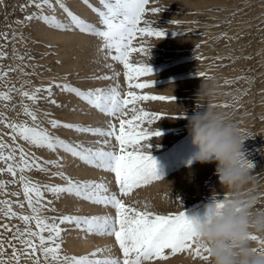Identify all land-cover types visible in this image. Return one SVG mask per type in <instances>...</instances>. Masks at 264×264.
Instances as JSON below:
<instances>
[{"label": "snow or ice", "instance_id": "6c2138e0", "mask_svg": "<svg viewBox=\"0 0 264 264\" xmlns=\"http://www.w3.org/2000/svg\"><path fill=\"white\" fill-rule=\"evenodd\" d=\"M84 3L88 4L89 0H84ZM101 3L103 9L94 8L93 10L99 14L103 28L87 22L72 12L64 0H55V2L54 0H29V5H34L38 11L26 16L25 19L29 22L34 19L43 21L54 29H78L82 33L102 38L104 41L102 49L107 50L108 56L113 61L120 62L125 69L124 76L128 87L126 93H121L118 84L108 88L82 90L69 83L60 84L53 81L47 86L36 87L31 92L16 89L12 85L8 92H0V101L10 102L12 91H16L22 97L32 101L33 104H37L43 98L59 107L61 105L51 99L53 87L73 93L101 113L118 120V125L109 121L107 128H100L49 119L51 127L55 129L63 126L79 133L114 137L118 142V150L104 147L110 144V140H104L101 147L93 148L86 147L83 143L74 144L53 135L39 123L36 111L28 104L23 105L22 111L30 118L31 123L27 120L9 121L3 113H0V123H4L11 129V138L14 142L20 138L30 145L46 148L53 152L62 149L88 165L114 173L115 180L119 185V193L127 196L134 189L163 179L158 173L154 157L148 151L151 147V138L159 136L161 133L158 129L151 130L146 125L153 124L164 114L147 111L140 105L144 101H173L175 97L137 91L154 85V80L142 79L151 75L153 69L148 63L131 61L132 53L150 54V49L145 46L143 40L138 47L134 46V41L138 38H161L164 36V30L157 29L153 26L154 22L145 19L147 13L156 14L163 9L160 7L149 8L150 0H101ZM56 6L66 14L67 22L58 19L55 14L48 15L43 11L47 7L54 12ZM21 7L23 10L25 6ZM17 23L22 22L17 21ZM172 23L178 24L180 21L173 20ZM0 36L5 40L8 39L7 33L0 34ZM2 49L3 45H0V60L7 57V53ZM18 58L24 59L23 56ZM107 67H112V65H107ZM16 70L9 67L7 71H4L3 65H0V80L7 77L8 72ZM115 75L119 76L120 73ZM198 75L204 78L207 73L201 72ZM96 78L111 79L112 77L104 75ZM225 83H229V81L226 80ZM40 93H47V95L41 97ZM221 106L229 107L228 104ZM13 107L15 106L13 105ZM45 116L50 117L51 113H45ZM17 149L19 150V159H17ZM38 161L37 157H29L21 145L16 144L13 147L0 137V163L5 165L4 168H0V174L7 173L13 177L11 181L0 180V190L6 192L9 183L21 184L25 202L31 209L30 215L21 214L14 211V202L7 199L0 200V216L7 219L18 218L25 225L21 230L19 226L0 224V229H6L9 232L15 228L7 245V248L12 249L11 256H5L7 248L3 240H0V264H21L24 259H31L32 264H41L42 258L46 264H144V262L153 259H168L165 250H170L172 255L187 251L194 258L210 260L208 255L210 249L207 245L197 242L191 227V220L184 211L160 214L150 211L148 205H145L144 209H138L126 204L116 193L110 192L105 182L73 180L63 172L53 175L66 180L65 185H41L23 173L33 169L47 171L46 164L57 167L62 165L60 159L44 163ZM248 166L251 168V163L248 162ZM45 192L52 193L57 199L62 194H70L96 204L111 206L115 209V215H64L59 217V222H57V218H49L41 214L46 207L41 203ZM20 194V192L12 193L16 196ZM15 203L21 208L24 207V202L16 201ZM51 203L48 201V204ZM216 205L223 207V198L217 199ZM51 210L55 211L54 208ZM33 222L35 230L32 227ZM64 223L74 224L75 227L82 228L90 234L113 236L122 251V259L112 256L101 257L99 254L110 251L107 247L97 248L93 252L81 256L63 254L62 232L65 229L61 227V224ZM250 238L252 240L260 239L255 235ZM12 241L18 242L22 246V250Z\"/></svg>", "mask_w": 264, "mask_h": 264}, {"label": "rangeland", "instance_id": "374dc122", "mask_svg": "<svg viewBox=\"0 0 264 264\" xmlns=\"http://www.w3.org/2000/svg\"><path fill=\"white\" fill-rule=\"evenodd\" d=\"M99 2L101 3V0H99ZM191 2L193 1L150 0L148 5L149 8L160 7L163 11L156 14L147 13L145 19L154 22L153 26L159 30H164L165 34L161 38H138L133 42L134 46L138 47L143 40L145 46L150 49L149 55H144L139 52L132 53L131 61L134 63H148L152 67L153 73L142 79L154 80L153 86L137 91L175 97L173 101H144L140 105L147 111H156L164 114V116L153 124L146 125L149 129H158L161 133V135L151 138V147L148 151L154 157L158 173L163 178L175 177V174L184 170V167L197 163L194 157L198 148L192 142V137L188 132L187 125L188 119L196 110V93L200 87V80H197L199 76L198 73H207V76L216 73L213 75L212 79L216 81L218 89L217 95L212 102L220 109L226 111L247 136L243 147V154L247 162L252 158V151L259 145V140L263 139V135H258L255 132L257 129L261 131L264 129L261 127V123L264 121V95L261 94V92L264 93L262 90L264 85H261L264 84V79H261V76H264V47L260 46L258 50H256L257 46L252 47L253 53L251 60H249L250 63L243 67L240 64L242 56L238 46L239 43L232 35V32L242 23V20H245L248 25L254 23V18L257 16L263 20V11L259 10L256 2L250 1L248 2L250 13L242 17H235V13H237L243 5L233 3L231 0H212L205 6L204 11H190L187 6L191 4ZM9 5L10 7L7 14L0 21V30H2L0 34L4 32V29L7 30L8 26L11 24V20L8 16L12 11V5ZM101 9H103V7ZM253 13L257 16H252ZM173 20L180 21V23L174 24L172 23ZM88 22L92 24L95 23L91 20H88ZM103 27L104 26L101 24L100 28ZM195 33L197 36L192 43H185L184 39H179V37ZM148 38L152 39L153 43H148ZM106 54L108 57V53ZM107 65H112V67H107ZM84 69L87 72L77 68H74L72 72L68 73L57 71V77L54 78V81L56 80V82L60 84L69 83L82 90L108 88L118 84L122 94L128 91L127 80L124 76L125 69L120 62L113 61L111 58L105 61L102 56L101 62L95 61L93 63V61L90 60V66H85ZM227 70H229V72H227ZM116 73H120V75L116 76ZM104 75L111 76L112 78H96ZM241 77L243 78L241 79ZM60 79H62V81H60ZM226 80L229 81V83H225ZM52 82L53 81L48 80L45 84L49 85ZM19 88H25L24 90L28 91L26 80H23ZM54 89L57 90V94L53 95V98L58 104L62 103L67 106L68 103L74 100H77L78 103L82 100L73 93L64 92L57 87H54ZM14 101H12V103L20 107L17 109L20 112H23L22 109L24 104L33 106L31 101L24 102L23 104ZM84 102L87 103L86 101ZM224 104H228L229 107H222L221 105ZM71 106L72 105L67 107ZM42 109L43 113L41 117H39L36 111L39 123L44 128H47L53 135L59 136L74 144L83 143L84 146L93 148L101 147L104 140H110V144L104 147L116 148L118 150V142L114 137L109 138L88 133L92 135V140H89L84 137V133H79L74 129H71L73 133H68L63 126L53 129L49 124V119H57L63 123L107 128L109 126V121L118 125V120H115L113 117L101 113V116L98 117L100 123L96 124L90 120L84 122L77 117L67 118L63 116L61 112H57L56 108L53 109L49 106H42ZM45 113H51V116H45ZM20 116L23 119L28 117L23 113H20ZM27 121L31 123L30 118ZM0 137H2L4 142L13 147H15L16 144L21 145L29 157L34 156L39 158L38 162L40 163L60 159L61 167L46 164L45 167L48 169L47 171L33 169L24 172L23 175L30 177L32 181L39 182L41 185H65L66 180L60 176L53 175L57 172H63L67 176L72 177L73 180H84L80 179L78 174H71L68 169H66L63 156L68 152L62 149L53 152L46 148H38L18 138L14 142L12 139L4 136L1 131ZM17 159H19L18 149ZM192 160H195V162L189 163ZM4 167L5 165L0 163V168ZM108 172L110 177L107 185L110 192L116 193L126 204L138 209H144L145 205H148L150 211L160 214L184 211L189 218L196 217L197 219H205L206 206L210 203H214L217 199H222L223 196L228 194L227 190H218L211 185L213 184V176L216 173L215 169L207 172L198 170L191 171L192 175L190 178L194 179L193 183L190 184V181H188L184 189H180L176 194L163 195L161 200L150 199L152 193L148 189V187H156L160 180L134 189L131 194L124 196L119 193V185L115 180V174L110 171ZM0 180L11 181L13 177L10 174L3 173L0 174ZM88 180H95V176H88ZM217 180L219 181L218 174ZM257 184H261L262 187L259 189V192L264 194V179L260 177V179L257 180ZM16 192H20L21 194L19 196L12 195V193ZM5 199L14 202V211L25 215L31 214V209L25 202L21 184L9 183L6 192L5 190H0V200ZM16 201L24 202V207H19V205L15 203ZM48 201L52 203L48 204ZM41 203L46 206L41 214L49 218H57V222H59L58 218L64 215H94L87 213L88 209H92L87 206L89 204L92 205L91 207H102L99 214L95 215H115V209L111 206L96 204L70 194H62L60 198L57 199L52 193L45 192L44 199ZM53 208L55 211L51 210ZM103 208H105L106 211H104ZM0 224L19 226L21 230L25 227L24 223L18 218L7 219L2 216H0ZM32 227L35 230L34 222ZM61 227L65 229V231H67L68 228H75L80 232L84 231L82 228H77L74 224L70 223L61 224ZM14 232L15 228H13L12 232L6 229H0V233H2V235H0V240H3L6 248ZM63 232L62 239L64 241ZM45 235H47V233H45ZM91 235L95 236L96 234ZM104 237L113 238V240H111L113 245L111 249L112 253H102L99 255L101 257H120L122 259V251L115 238L107 235H104ZM68 239L73 240V234H68L67 240ZM12 243H16L17 247L22 250V246L18 242L12 241ZM62 250L63 254L75 256L91 253V251H89L74 254L69 250L65 242L62 244ZM11 253L12 249L7 248L5 256H11ZM165 255L168 256V259H173L175 263H180L178 259H181V255L194 260L197 259L187 251L172 255L170 250H165ZM157 260L158 259H153L151 261ZM21 264H32V261L31 259H24L21 261ZM41 264H46L43 258L41 259Z\"/></svg>", "mask_w": 264, "mask_h": 264}, {"label": "bare ground", "instance_id": "6f19581e", "mask_svg": "<svg viewBox=\"0 0 264 264\" xmlns=\"http://www.w3.org/2000/svg\"><path fill=\"white\" fill-rule=\"evenodd\" d=\"M192 1L193 2L187 6L190 11H204L205 6L212 0ZM250 1L256 2L259 10L264 13V0H231L233 3L243 5L242 8L235 13V17H242L250 13V8L248 6V2ZM64 2L72 12L87 22L88 20L95 22L94 25L100 28L99 14L93 10L94 8L103 7L99 0H89L88 4H85L84 0H64ZM9 4L12 5V11L8 16L11 20V24L8 26V29H4L3 32L8 34V39L5 40L2 36L0 37V45H3L2 50L7 53V57L0 60V65H3L4 71H7L9 67L17 70L14 72H8V76L3 80H0V92H8L12 85L18 89L23 80H26L27 90L31 92L36 87L47 85L45 83L48 82V80L54 81V78L57 77V71L68 73L72 72L74 68H77L81 71L87 72L84 67L90 66V60L94 63L95 61L101 62L102 56L105 61L110 58L109 56L107 57V50L102 49L104 43L103 39L96 35L82 33L78 29H54L40 20L34 19L30 22L26 21V16L38 11L34 5H29V0H0V21L7 14L10 7ZM21 6H25L23 10ZM43 11L48 15L55 14L56 17L62 21H68L66 14L58 6H56L54 12L47 7H45ZM252 16L255 17L257 15L253 13ZM252 18L251 20L253 22ZM17 21H21L22 23H17ZM232 35L239 43L238 46L242 56L240 64L244 67V65L250 63L249 60H251L253 53L252 47L257 46L256 50H258L260 46L264 47V18L262 20L257 16L254 18V23H250L249 25L245 20H242V23L232 32ZM196 36V33L187 34V36L179 37V39H184L185 43H192ZM147 42L153 43V40L148 38ZM20 56H23L24 59H19L18 57ZM227 72H229V70H227ZM214 74L216 73H212L204 78L198 76L197 80H200L199 84H201V81L212 79ZM261 79H264V76H261ZM60 81H62V79H60ZM24 89L25 88L22 90ZM262 90L264 91V88ZM52 91L53 95L57 94V90L54 89V87ZM11 94L12 99L10 102L0 101V113L5 114L9 121L20 122L28 120V117L23 119L20 116V113L23 112L18 111L17 109L20 107L15 106L12 101L15 100L14 102H20L23 104L30 100L22 97L16 91H12ZM261 94L264 95L263 92H261ZM40 95L41 97H44L47 93H40ZM51 99H54L53 96ZM6 104L7 106H5ZM13 105L15 107H13ZM59 105L61 106L58 107L42 98L37 104H33L31 107L38 112L39 117H41L43 113L42 106H49L53 109L56 108L57 112H61L62 115L67 118L77 117L84 122L90 120L96 124L100 123L98 117L101 116V112L82 100L79 101V103L77 100L68 103L67 106L72 105L71 107H67L62 103ZM261 127L264 128V121H262ZM64 129L68 133H73L71 132V129L65 127ZM10 130L11 129L6 127L4 123H0V131L4 136L12 139ZM255 133L261 136L263 135V139L259 140V145L253 149V154L251 155L252 158L248 161L252 165L250 171L253 173L254 177L253 184L249 186L256 187L259 191L262 186L261 184H257V180L260 179V177L264 179V129L262 131L257 129ZM83 135L85 138L92 140V135L88 133H84ZM63 157L64 165L71 174H78L79 178L84 180H88V176H95V181L108 183L110 177L108 171L94 166L92 167L81 161L78 157H74L71 153H66ZM192 162L194 163L195 160H192L189 163ZM214 169H216L215 162L201 164L197 161L196 164L188 165L187 167H184L183 171L175 174V177H165L158 181L156 187H148L149 191L152 193L150 199L161 200L163 195H170L172 193L176 194L180 189H184L187 186L188 181H190V184L193 183L194 179L190 178L192 175L191 171L198 170L207 172ZM211 185L218 190H226L222 188L220 181L217 180V173L214 174L213 184ZM87 206L92 208L88 209L87 213L94 215L99 214L100 209H102V207L98 206L91 207V204ZM103 210L106 211L105 208H103ZM68 234H73V240H67ZM63 237V242L68 245L69 250L74 254L89 251L93 252L97 248L106 247L109 248L110 251H105L104 253H112L111 249L113 245L111 240H113V238L101 235L92 236L86 231L80 232L75 228H68L67 231L63 232ZM181 256V259H178L180 263H175L173 259H158L157 261H146L144 264H205V261L199 258L194 260L187 258V256L184 255Z\"/></svg>", "mask_w": 264, "mask_h": 264}, {"label": "clouds", "instance_id": "9594fccd", "mask_svg": "<svg viewBox=\"0 0 264 264\" xmlns=\"http://www.w3.org/2000/svg\"><path fill=\"white\" fill-rule=\"evenodd\" d=\"M218 85L201 81L196 110L188 119V132L197 146L195 160L216 163L223 189V207L206 206V218L191 217L198 243L210 249L205 264H264V194L253 184V173L243 154L245 133L230 115L212 101ZM186 115V114H185ZM259 240H252L251 236Z\"/></svg>", "mask_w": 264, "mask_h": 264}]
</instances>
